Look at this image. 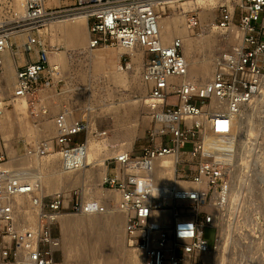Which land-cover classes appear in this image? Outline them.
Instances as JSON below:
<instances>
[{
	"label": "built area",
	"instance_id": "1",
	"mask_svg": "<svg viewBox=\"0 0 264 264\" xmlns=\"http://www.w3.org/2000/svg\"><path fill=\"white\" fill-rule=\"evenodd\" d=\"M165 0H77L66 7L49 6L47 0H26V11L18 14L15 0H0V94L4 56L17 35L28 53L37 52L30 64L20 68L13 83V99L30 97L38 91L51 66L41 30L50 22L77 13L88 18V48L123 47L121 56L128 68H140L149 84L147 102L153 124L141 155L119 153L110 162L115 170L104 186L122 194L121 207L127 213L129 245L143 254V264H216L218 233L210 245L205 236L216 228L213 208L226 201L230 164L205 150L204 135L232 134L242 108L252 102L264 86V0H215L208 6L186 14L190 29H217L230 41L229 49L217 58L214 77L207 81H186L189 63L180 38L171 43L162 40L159 9ZM131 51L137 52L133 56ZM217 100L221 107L210 104ZM33 116L40 120L48 108L41 103ZM5 106L0 105V117ZM73 109L63 105L54 116L55 132L40 148L29 149L35 155L56 152L66 171L86 164L89 141L77 140L92 129L91 119H72ZM202 118V119H201ZM100 137L103 133L98 134ZM188 145L191 146L188 149ZM176 154V181L158 187L148 176L155 160ZM6 161L0 149V264H55L59 241L51 229L58 217L72 210L97 209L95 203L74 200L56 193L37 199L39 226L18 231L11 198L30 188L1 166ZM190 181L196 188H183ZM181 234V235H180Z\"/></svg>",
	"mask_w": 264,
	"mask_h": 264
},
{
	"label": "rangeland",
	"instance_id": "2",
	"mask_svg": "<svg viewBox=\"0 0 264 264\" xmlns=\"http://www.w3.org/2000/svg\"><path fill=\"white\" fill-rule=\"evenodd\" d=\"M187 1H179L174 4L177 5L175 7H171L169 4L162 5L167 6V8L166 12H163L161 8L159 9L160 23L164 17L175 16H183L186 23V14L196 10L198 7L208 6L213 3L212 1L204 0L201 3H193L190 9L180 5ZM75 3H77V0H60L58 5L52 6L64 8ZM51 27L49 23L41 30L42 38L47 45L50 64L51 66L54 65L53 61L56 58V53H64V59L59 61L60 64L56 65L59 67L58 70L46 73L45 80L51 77L50 81L52 83L49 86H45V81L40 84L39 90L28 98L27 114H22L21 116L34 121L32 118L34 117V108L40 107L37 105L39 102L42 105H47L50 121L54 119V114L63 105H71L77 119L90 118L92 122L91 131L87 135H79L77 140L88 139L90 145V141L93 139L98 141H102L103 138L106 139L102 152L105 154L104 159L91 165L92 171H95L94 174H96L97 169L104 163L107 166V176H112L115 170L110 162L113 161L112 159L117 154L124 150L129 151L133 155L143 154L148 140L149 128L153 124L152 111L150 108L148 110L143 103L135 102L136 98L142 99L144 93L136 90L130 80L114 81L107 74V71L100 68V65L91 57L88 43L86 46H68L61 33L53 31ZM190 32L194 37L201 34L216 37V44L212 49L194 53V57L204 60L208 58L213 67L217 58L230 47V41L224 39V33L217 29H191ZM180 39L183 42V39ZM98 49L103 51L115 50L114 47L109 46L99 47ZM25 54H29V58L35 55L36 58L37 52L28 53L24 50L22 42L19 44L15 43L11 46L10 52L5 55V62L1 72L3 92L0 94V105L5 106V113L0 117V149L3 150L6 161L10 160L12 156L11 150L19 158L27 156L31 153L29 149L36 142L46 138L44 136L27 139L26 135L20 134L17 127L16 102L18 100L13 99V83L15 79L7 81L6 64L7 58H10V73L15 77L17 71L25 64ZM113 58L116 59V55ZM120 64L127 75L131 76L138 71L136 67L128 68L124 59L120 60ZM139 71L142 73L141 70ZM54 107L56 108L55 111H53ZM88 107H91L92 110H88ZM245 112L251 115V121L245 120L244 124L240 125L238 131H236V156L233 166H231L232 163L230 164L227 177L225 205L222 210L217 212V227H209L205 230V236L210 245L214 244L216 233H220L223 239L222 246L219 248L216 257H214L216 264H220L222 260L223 264H254L255 262L264 264V99L263 101L259 100L258 104H248ZM3 119L4 121H9L12 125L8 138H4L3 135ZM36 123L42 124L44 122L42 121L41 123L40 120V122ZM103 132L104 135L97 137L99 133ZM122 144L123 146L125 145V148L122 147ZM187 148L190 149L191 146L188 145ZM56 159L59 160V156ZM256 159L259 160L257 164H255ZM254 169L261 171V176H256ZM94 177L95 175L87 179L89 180L88 190L78 186L73 187L66 194L69 197L72 196L74 200L80 199L86 202L89 199L101 196L100 194L105 192L107 195L118 193L117 190L104 186V183L103 187L105 190H103L102 186L99 185L100 181H93ZM53 194L54 192L48 193L45 197H50ZM108 202L110 206L115 205L114 199ZM72 204L71 201L69 212L72 215L81 214L82 212L80 211L72 210ZM51 232L54 238L60 242V247L58 246L55 249L54 262L55 264H64L65 256L59 222L57 223L56 221L52 226ZM125 245L128 249L138 251L135 247L129 245L128 235ZM110 260L114 264H125L122 253L115 254Z\"/></svg>",
	"mask_w": 264,
	"mask_h": 264
},
{
	"label": "bare ground",
	"instance_id": "3",
	"mask_svg": "<svg viewBox=\"0 0 264 264\" xmlns=\"http://www.w3.org/2000/svg\"><path fill=\"white\" fill-rule=\"evenodd\" d=\"M48 5H58L60 0H47ZM86 1V0H82ZM165 4H169L171 7L181 0H165ZM215 1V0H209ZM204 0H188L186 3H181L180 5L185 8L192 7L193 3H201ZM167 6H162L161 10L166 12ZM15 10L18 14H24L26 11V0H15ZM51 29L56 32H60L61 36L65 38L68 46H86L89 41V26L88 18L84 13H77L73 17H66L64 19H57L52 22ZM162 40L165 43H171L175 37L182 38L185 47V55L188 59L189 69L188 75L185 78L186 81H207L211 77H214V73L217 69V63H214V67L211 65V61L207 59H201L194 57L195 52H203L210 50L216 44V37L213 35H199L194 37L190 28L184 21L183 16L175 17H164L160 23ZM190 29V30H189ZM49 30V28H48ZM26 39L24 35H17L14 40L18 44L23 42ZM113 51H103L102 49H90V54L92 59L100 65V68H103L107 71L110 78L114 81H127L130 80L131 83L135 86V89L138 91H143L142 99H135L137 103H143L149 107L147 102V96L149 91V84L145 82L142 69L138 68V71L133 75H127L123 69V66L120 64L121 56L130 50H127L123 47H114ZM10 52V48L5 53ZM133 56H137V52L131 51ZM56 58L53 62V66L60 64L59 61L64 59V53H56ZM116 55V59H114ZM5 60V56H4ZM7 72L6 77L7 81H13V77L10 73V58H7ZM5 62V61H4ZM58 67V66H57ZM59 68V67H58ZM141 70L142 73L139 71ZM210 78V79H211ZM15 81V80H14ZM1 96V95H0ZM28 96L17 98L16 102V111L18 115L17 127L20 134L27 136V139L36 138V137H50L55 132V121L50 120L47 114H43L41 120L44 123L40 122L37 118H33L34 121L27 119L26 117L21 116L22 114H27L28 112ZM264 99V86L262 91L255 97V99L250 103H259V100L263 101ZM132 100V98H131ZM248 103V104H250ZM246 104L239 115L237 116V122L235 126V131L232 134H213L209 130L204 135L205 141V150L216 157L218 160L231 164L233 166L234 159L236 156V131L240 125L244 124L245 120L251 121V115L245 112V108L248 105ZM67 106L71 105L66 104ZM43 107L47 108V105ZM210 107L219 108V102L214 100ZM56 108L54 107L53 111ZM88 110H92L91 107H88ZM73 111L72 119H76L75 111ZM59 112V111H58ZM57 112V113H58ZM5 111H3L1 117ZM56 113V114H57ZM54 114V115H56ZM202 119V118H201ZM12 130V125L9 121H4L2 123V131L4 138L10 136ZM49 132H51L49 134ZM102 138V137H101ZM44 139V140H45ZM44 140H39L35 143V148H40ZM106 141L105 138L102 141L93 139L90 141L88 155L86 159V164L81 169H76L73 171H66L62 168L60 160L57 153H49L45 156L35 155L29 153L24 157H17L14 154L13 150L10 160L5 161L2 164V168L11 174L17 176L22 182L30 186L23 193H16L12 196L11 202L15 210L14 215V225L18 231H32L37 229L39 226V207L35 205L37 199L45 197L48 193H69L73 187H83L85 190L89 189V177L95 175L93 181H100L99 185L102 186L107 178V166L103 163L95 171H92L91 165L99 162L104 159L103 144ZM1 144V137H0ZM125 146V145H124ZM122 144V147L125 148ZM129 151H122L126 153ZM121 153V152H120ZM118 155V154H117ZM177 155H165L158 157L155 160V167L148 172V176L153 180L156 186L166 187L173 184L175 179V163ZM259 163V160H255V164ZM256 176H261V171L254 169ZM183 188H196L197 185L193 184L190 181H180L178 182ZM232 188V187H231ZM232 191V189H231ZM101 196L94 197L89 199L86 202L95 203L97 209H92L86 211L83 209L81 214L72 215L70 212H65L60 215L57 219L59 222L62 231L61 242L63 243L62 247L64 250L65 263L64 264H114L111 261L117 253H122L123 261L125 264H143L144 257L143 254L134 249H128L125 245L126 237L128 235L127 231V213L121 207L122 194L112 193L108 194L105 192L100 194ZM111 199H114L115 205L110 206L109 202ZM108 200V201H107ZM219 210L222 208H213V214L216 217V224L218 219ZM79 230H82L79 232ZM223 239L221 234L218 233L217 239V251L222 246ZM60 247V242H59ZM217 259V258H216ZM220 264H223V260L220 261ZM254 264H259L255 262Z\"/></svg>",
	"mask_w": 264,
	"mask_h": 264
},
{
	"label": "crops",
	"instance_id": "4",
	"mask_svg": "<svg viewBox=\"0 0 264 264\" xmlns=\"http://www.w3.org/2000/svg\"><path fill=\"white\" fill-rule=\"evenodd\" d=\"M25 55H26V56H25V57H26V61H25L24 66L30 64L31 62H33V61L35 60V55L32 56V57H30V58H29V54H25ZM24 66H22V67H24Z\"/></svg>",
	"mask_w": 264,
	"mask_h": 264
},
{
	"label": "clouds",
	"instance_id": "5",
	"mask_svg": "<svg viewBox=\"0 0 264 264\" xmlns=\"http://www.w3.org/2000/svg\"><path fill=\"white\" fill-rule=\"evenodd\" d=\"M181 235V234H180Z\"/></svg>",
	"mask_w": 264,
	"mask_h": 264
}]
</instances>
